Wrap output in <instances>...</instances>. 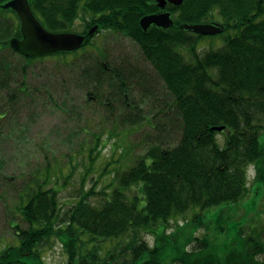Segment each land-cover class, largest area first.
<instances>
[{"label": "trees", "instance_id": "trees-1", "mask_svg": "<svg viewBox=\"0 0 264 264\" xmlns=\"http://www.w3.org/2000/svg\"><path fill=\"white\" fill-rule=\"evenodd\" d=\"M6 1L0 0V92L6 89L9 99L16 96L10 86L15 74L21 72L18 82L25 85L29 64L46 56L24 57L9 47L20 30L8 15L13 10L1 6ZM28 1L49 31L86 33L97 25L94 35L109 31L133 40L168 95L152 116V121L160 118L154 121L158 142L116 170L98 196L89 199L91 188L62 202L60 190L45 186L48 172L25 184L16 206L25 226L12 225L15 237L0 247V264H45L42 253L54 242L66 254L64 264H264V230L258 225L248 233L240 230V239L221 252L207 237L194 235L206 228L202 212L167 230L171 220L192 208L236 207L251 192L249 213L264 193V0H183L167 6L172 26L146 30L139 18L157 9L155 0ZM209 20L222 24V30L201 34L180 27ZM87 46H93L90 36L77 50L47 57L74 61L88 53ZM90 53L81 58L88 63L83 75L92 81L87 94L100 102L105 95V104L119 95L125 108L138 107L126 99L138 82L137 71L126 62H111L103 51ZM5 113L0 107L1 119ZM143 117L139 111L124 118L135 125ZM174 133L175 143H167ZM145 234L152 235V244Z\"/></svg>", "mask_w": 264, "mask_h": 264}, {"label": "rangeland", "instance_id": "rangeland-1", "mask_svg": "<svg viewBox=\"0 0 264 264\" xmlns=\"http://www.w3.org/2000/svg\"><path fill=\"white\" fill-rule=\"evenodd\" d=\"M8 15L14 17L11 12ZM91 42L93 46L86 48L88 57L90 51L94 54L103 51L111 62L117 65L126 62L137 71L138 82L126 99L139 109L134 104L135 109L125 108V99L119 95L105 104V95H101L100 102L93 94H87L92 81L84 77L83 70L88 63L81 60L87 54L68 62L54 56L33 60L27 67L23 86L18 82L21 72L16 73L17 81L10 85L16 89V96L8 99L6 89L0 92V107L7 111L0 118V247L13 241L12 225L16 221L25 226L16 209L19 192L25 184L44 179L48 172L45 186L60 190L62 202H69L92 188L91 199L111 181L116 170L126 167L135 155L158 142L159 132L154 121L160 118L152 121V116L168 95L161 78L144 59L138 45L127 36L102 31L93 35ZM19 89L28 90L29 94ZM139 111L145 118L139 124H130L124 118L128 112ZM165 139L169 144L175 143L176 134ZM218 139L219 145L224 146L221 134ZM248 173L251 183L253 167L248 168ZM133 191L135 188L128 190V194ZM251 195L250 192L236 207L192 208L171 220L167 230L173 232L178 222L184 225L189 215L202 212L206 228H198L194 235L207 237L218 252L223 247L231 248V243L240 239V230L248 233L252 225L264 230V193L257 195L254 209L246 213L251 207ZM262 237L264 240V231ZM144 238L152 244L151 234H145ZM107 245L110 243L106 242ZM42 254L45 264H64L66 260L57 242ZM260 257L264 258V254Z\"/></svg>", "mask_w": 264, "mask_h": 264}, {"label": "water", "instance_id": "water-1", "mask_svg": "<svg viewBox=\"0 0 264 264\" xmlns=\"http://www.w3.org/2000/svg\"><path fill=\"white\" fill-rule=\"evenodd\" d=\"M182 0H156L158 7L164 9L167 2L179 5ZM4 8L13 9L19 19L21 36H13L9 40L11 49L23 56L37 57L52 54L58 51H72L79 48L86 35H91L97 25H93L86 34L77 32L58 31L53 32L45 29L41 22L33 14L28 0H9L2 4ZM173 20L169 11H159L144 14L139 18V25L146 30L151 24L168 28ZM181 28L201 34L219 33L223 26L218 22H195L182 23ZM224 126L213 127L215 130H222Z\"/></svg>", "mask_w": 264, "mask_h": 264}, {"label": "flooded vegetation", "instance_id": "flooded-vegetation-1", "mask_svg": "<svg viewBox=\"0 0 264 264\" xmlns=\"http://www.w3.org/2000/svg\"><path fill=\"white\" fill-rule=\"evenodd\" d=\"M171 5H173V4H171ZM167 6H168V3H166L164 9H161L160 7H157L156 10H154V11H152V12H150V13H155V12H159V11L169 10V9L167 8ZM12 14H13V16L15 17L14 12H12ZM209 21H210V22H213V21H215V20H209Z\"/></svg>", "mask_w": 264, "mask_h": 264}]
</instances>
